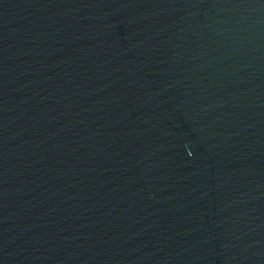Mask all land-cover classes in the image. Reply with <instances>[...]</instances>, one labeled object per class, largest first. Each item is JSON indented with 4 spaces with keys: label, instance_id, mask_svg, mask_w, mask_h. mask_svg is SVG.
I'll use <instances>...</instances> for the list:
<instances>
[{
    "label": "water",
    "instance_id": "water-1",
    "mask_svg": "<svg viewBox=\"0 0 264 264\" xmlns=\"http://www.w3.org/2000/svg\"><path fill=\"white\" fill-rule=\"evenodd\" d=\"M0 264H264V0H0Z\"/></svg>",
    "mask_w": 264,
    "mask_h": 264
}]
</instances>
